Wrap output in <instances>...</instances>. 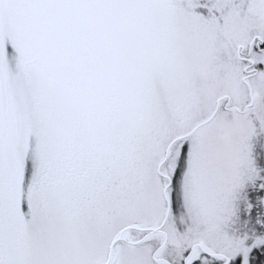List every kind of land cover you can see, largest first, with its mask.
<instances>
[{
	"label": "snow or ice",
	"instance_id": "snow-or-ice-1",
	"mask_svg": "<svg viewBox=\"0 0 264 264\" xmlns=\"http://www.w3.org/2000/svg\"><path fill=\"white\" fill-rule=\"evenodd\" d=\"M0 264H264V0H0Z\"/></svg>",
	"mask_w": 264,
	"mask_h": 264
}]
</instances>
